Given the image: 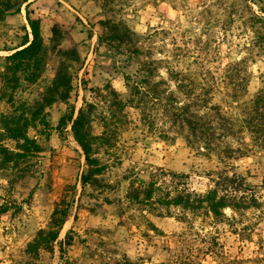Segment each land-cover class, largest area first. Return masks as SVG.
<instances>
[{
	"label": "rangeland",
	"instance_id": "obj_1",
	"mask_svg": "<svg viewBox=\"0 0 264 264\" xmlns=\"http://www.w3.org/2000/svg\"><path fill=\"white\" fill-rule=\"evenodd\" d=\"M262 1L74 0L72 9L42 1L44 72L13 93L0 87V264H264V148L236 108L264 85V25L251 19ZM105 20L125 25L131 43L113 40L99 24ZM54 22L80 56L70 69L73 89L66 103L45 109L48 126L27 130L43 152L17 158L22 150L7 138L2 115H19L52 81ZM28 33L24 6L0 23V73ZM144 66L152 72L140 84ZM71 107L74 117L89 110L99 137L92 158L100 172L89 184L81 182L87 165L71 125L62 139L55 130ZM182 117L200 129L190 132ZM221 171L241 181L237 196L247 208H225L215 218L205 207L163 204L168 195L205 193ZM151 182L152 200H145ZM62 199L70 213L58 241L69 232L71 244L32 258L27 244Z\"/></svg>",
	"mask_w": 264,
	"mask_h": 264
},
{
	"label": "trees",
	"instance_id": "obj_2",
	"mask_svg": "<svg viewBox=\"0 0 264 264\" xmlns=\"http://www.w3.org/2000/svg\"><path fill=\"white\" fill-rule=\"evenodd\" d=\"M29 3L30 0H0V23L9 16L19 14L22 6H24L25 22L29 29L28 34L31 37L28 38L27 34L20 46L4 58L5 65L0 73V87L10 93L19 88L22 82L34 84L44 72L46 65L47 47L41 35V20L30 16L28 10ZM251 19L255 24L264 25V1L258 5V11L252 14ZM99 24L110 32L113 40L117 43L122 44L132 40L127 33L129 31H127L125 25L120 26L118 23H110L108 20L100 21ZM49 32L52 49L55 50L58 57V62L53 67L54 76L52 81L39 99L31 104H22L19 107V110H17L19 111V115H15L16 113L2 115L3 131L7 138L17 142L22 150L21 153L14 154L17 158H25L33 153L43 152V148L35 140L28 137L27 130L36 123L45 127L48 126L44 117L45 109L56 102L66 103L73 89V78L70 69L73 64L80 61L76 44L69 32L63 29L57 22L51 25ZM134 50L136 55L140 54L138 49ZM144 68V76L140 77V84L148 83L147 78H149L148 76L152 72V68L148 67L146 69V66ZM131 79V77L126 75L124 77L125 85L131 90L133 89L136 93L135 95H137L139 88ZM155 86L153 84V87ZM114 94H116L115 91ZM87 107L90 109L91 105H87ZM236 108L244 112L240 121L251 135L252 140L264 148V85L250 101L239 106L237 105ZM185 110L183 108L180 111L183 113ZM88 111L79 109L77 115L74 117V109L71 107L68 113L59 119L55 128L58 136L62 139L66 125H71L73 137L80 147L87 165V172L81 177L82 184H89L94 176L100 172L96 159L92 158L93 142L99 137L91 133ZM182 118L190 132L195 133L197 129H200L197 120L192 117ZM232 118L236 121L234 117ZM234 121L231 122L233 123ZM6 153L8 152L6 151ZM241 185V181L234 174L229 176L225 171H221L217 173L216 178L213 180V187L205 193L192 194L185 192L181 194L177 193L173 197L168 195V199L163 204L180 206L190 210H198L205 207L213 217L218 218L222 215V210L225 208L244 209L248 207L245 203L243 205L239 204L242 195L237 196V193L242 192L240 189ZM154 190V183H149L148 188L144 191V199L152 200ZM137 197L138 195L134 194V198ZM4 212L6 210L1 211V213ZM69 213L70 202L62 199L53 209L47 227L39 229L33 239L27 244L25 249L26 254L36 259L40 251H53L55 243H59L60 252L63 245L69 246L72 242L69 232L66 234L64 242L58 241L60 231L67 221Z\"/></svg>",
	"mask_w": 264,
	"mask_h": 264
},
{
	"label": "crops",
	"instance_id": "obj_3",
	"mask_svg": "<svg viewBox=\"0 0 264 264\" xmlns=\"http://www.w3.org/2000/svg\"><path fill=\"white\" fill-rule=\"evenodd\" d=\"M42 1L43 0H31V2L28 5V10L32 9L33 11H29L30 15L33 16V18H39L40 15L37 14V12L41 9H39V7H41L42 5ZM60 2H62L66 7H68L69 9H72V5L74 0H59ZM21 13V12H20ZM19 13V14H20ZM38 16V17H37ZM10 17V16H9ZM41 16H40V20H41ZM59 20V19H58ZM57 22H61L60 20Z\"/></svg>",
	"mask_w": 264,
	"mask_h": 264
}]
</instances>
